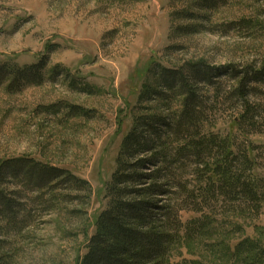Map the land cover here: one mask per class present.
<instances>
[{
	"label": "rangeland",
	"instance_id": "rangeland-1",
	"mask_svg": "<svg viewBox=\"0 0 264 264\" xmlns=\"http://www.w3.org/2000/svg\"><path fill=\"white\" fill-rule=\"evenodd\" d=\"M224 1L208 8L197 0H0V62L46 61L42 83L0 86V165L28 158L90 183L80 192L39 191L20 175L1 185L14 207L0 210V264L81 263L110 200L125 136L139 120L179 110L182 97L165 80L187 77L204 105L203 130L250 151L264 178V77L247 95L252 120L238 123L246 109L238 73L264 65V0ZM143 131L153 138L152 129ZM139 161L142 172L160 165L148 149L130 162ZM152 198L178 204L172 193ZM180 214L184 221L204 215ZM209 215L210 236L174 244L171 264H235L227 247L264 241V206L236 212L228 201Z\"/></svg>",
	"mask_w": 264,
	"mask_h": 264
},
{
	"label": "trees",
	"instance_id": "trees-1",
	"mask_svg": "<svg viewBox=\"0 0 264 264\" xmlns=\"http://www.w3.org/2000/svg\"><path fill=\"white\" fill-rule=\"evenodd\" d=\"M197 1L202 7L214 8L224 0ZM45 65V60L24 67L0 62V86L9 79L10 89L40 84ZM238 75V92L246 107L240 123L241 119L252 120L249 117L254 108L247 95L254 89L251 83L264 77V65L259 69L247 66ZM177 81L165 80V87L182 97L179 110L164 118L145 120V124L139 120L125 136L118 167L107 185L110 200L98 215L96 231L88 239V251L80 264H171L172 246L182 239L210 236L213 218L209 214H215L225 202H231L236 212H245L249 207L258 214L263 208L264 178L254 172L255 159L250 151L238 152L229 137L205 132V110L198 88L187 77ZM143 127L152 129L153 138H144ZM145 149L155 152L160 163L150 172L139 170L143 162H130ZM189 168H193L192 173ZM20 175L39 191H53L61 185L70 191L90 189L87 180L72 172L28 158L6 160L0 165V187ZM169 193L178 202L176 208L170 203L159 205L152 198ZM13 207L12 200L0 189L1 212L12 211ZM182 209L204 215L184 221ZM226 249L235 264H264L262 240L244 238Z\"/></svg>",
	"mask_w": 264,
	"mask_h": 264
}]
</instances>
